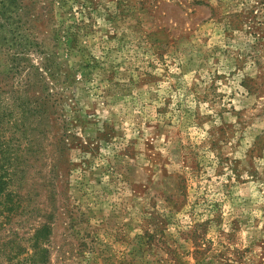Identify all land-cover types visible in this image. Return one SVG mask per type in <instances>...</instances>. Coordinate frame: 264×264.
<instances>
[{
  "label": "rangeland",
  "instance_id": "374dc122",
  "mask_svg": "<svg viewBox=\"0 0 264 264\" xmlns=\"http://www.w3.org/2000/svg\"><path fill=\"white\" fill-rule=\"evenodd\" d=\"M21 1L61 78L0 47V109L53 101L19 145L1 119L9 164L34 155L0 264L44 226L39 264H264V0Z\"/></svg>",
  "mask_w": 264,
  "mask_h": 264
},
{
  "label": "trees",
  "instance_id": "16d2710c",
  "mask_svg": "<svg viewBox=\"0 0 264 264\" xmlns=\"http://www.w3.org/2000/svg\"><path fill=\"white\" fill-rule=\"evenodd\" d=\"M52 0H50V3ZM28 19V15L25 11V6L21 0H0V47L6 46L10 50H13L11 69L15 75H21L26 72V79H60L59 67L55 64L54 60H51L50 56L43 50H41V43L38 39L26 29L28 23H32ZM1 49V48H0ZM38 54V66L33 65L27 60L28 54ZM24 64V65H23ZM21 66H23L21 68ZM42 103L37 99L26 100V97H22L21 94L14 98L12 104L6 108V110L0 109V120L3 119L8 113L11 116V125L9 127L10 140L16 139V144L19 145L20 138H28V135H32L31 131L26 128L27 121L31 118L39 120L46 114V108L51 109L53 101L52 99H41ZM2 120L0 121V124ZM3 125V123H2ZM0 125V126H2ZM5 129L1 127L0 135L2 140H5ZM3 144H0V146ZM15 155L11 158L12 163L9 164V158L7 159V149L5 147L0 148V197L3 201L1 204L5 208L7 205H11L12 211H16L18 214L19 206V194L14 195L17 201L14 203L9 200L11 193L6 191L7 185L12 182V176L14 179L20 176L23 172L20 169L24 158H32L34 151L30 145L24 153H19V147L15 146ZM14 158V160H13ZM27 163V161L25 162ZM24 163V164H25ZM11 167V173L9 174L8 168ZM21 177H24L23 174ZM16 182V180H15ZM15 189H18L15 188ZM9 200V201H8ZM48 236V226H44L42 229L37 230L36 233L29 241V253L26 255V260L29 264H39L46 256V249L42 247V241ZM42 239V240H41ZM25 253V250L15 243V255L20 256Z\"/></svg>",
  "mask_w": 264,
  "mask_h": 264
}]
</instances>
